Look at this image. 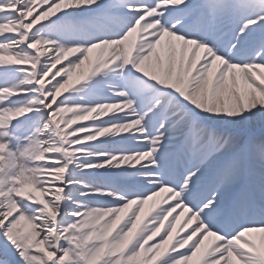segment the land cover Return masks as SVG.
Segmentation results:
<instances>
[{
    "label": "snow or ice",
    "instance_id": "1",
    "mask_svg": "<svg viewBox=\"0 0 264 264\" xmlns=\"http://www.w3.org/2000/svg\"><path fill=\"white\" fill-rule=\"evenodd\" d=\"M0 264H264V0H0Z\"/></svg>",
    "mask_w": 264,
    "mask_h": 264
}]
</instances>
